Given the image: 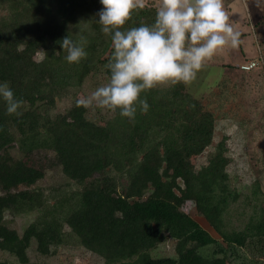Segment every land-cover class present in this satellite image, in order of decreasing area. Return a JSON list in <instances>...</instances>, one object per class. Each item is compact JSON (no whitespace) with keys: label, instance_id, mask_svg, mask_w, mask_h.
I'll list each match as a JSON object with an SVG mask.
<instances>
[{"label":"trees","instance_id":"1","mask_svg":"<svg viewBox=\"0 0 264 264\" xmlns=\"http://www.w3.org/2000/svg\"><path fill=\"white\" fill-rule=\"evenodd\" d=\"M102 8L100 0H0V82L24 102L17 117L0 98V252L7 255L0 264H31V252L55 256L72 242L104 264H230L241 249L264 254L261 175L253 181V213L243 228H231L228 215L243 192L225 167L227 139L201 168L187 160L214 143L226 115L225 76L209 99L183 83L143 92L149 109L138 106L134 120L119 110L95 118L77 106L89 77L111 75V37L96 22ZM155 17L151 0L122 30ZM68 35L88 53L79 63L66 60ZM257 58L264 66V51ZM54 170L68 182L41 186ZM188 200L220 239L182 209ZM21 215L33 216L23 232L12 225ZM166 243L173 255L159 253Z\"/></svg>","mask_w":264,"mask_h":264},{"label":"clouds","instance_id":"2","mask_svg":"<svg viewBox=\"0 0 264 264\" xmlns=\"http://www.w3.org/2000/svg\"><path fill=\"white\" fill-rule=\"evenodd\" d=\"M98 12L101 32L111 37L109 82L89 96L77 101V106H93L111 112L119 110L122 117L134 120L137 107L147 112L149 105L141 93L191 84L197 73L215 56L227 48H237L240 33L228 22L223 0H158L152 25L122 30L135 11L143 10L146 0H100ZM61 46L69 63H79L88 53L70 35ZM0 98L6 103V113L23 115L22 100L15 98L10 83L0 82Z\"/></svg>","mask_w":264,"mask_h":264},{"label":"rangeland","instance_id":"3","mask_svg":"<svg viewBox=\"0 0 264 264\" xmlns=\"http://www.w3.org/2000/svg\"><path fill=\"white\" fill-rule=\"evenodd\" d=\"M151 0H146L149 2ZM155 4L158 3V0ZM223 10L228 16V22L233 29L240 33V44L237 48H227L222 54L215 56L197 73L196 79L188 84L189 92L198 96L211 95L213 90L220 92L217 87L218 79L225 76L229 82L226 100H223L222 112L224 118L217 122L214 143L202 155L187 154V160L197 168H201L215 145L226 138L230 147L231 159L225 164L230 174L233 187L242 190L243 194L238 202L232 204L229 217V227L241 229L246 219L253 213L254 199L252 195L253 181L261 175L264 190V66L262 59L257 58L264 51V0H223ZM42 53L38 55L41 59ZM255 63L250 69L244 68ZM105 72L92 75L85 83L80 98H86L98 87L109 82ZM208 98V96H207ZM209 99V98H208ZM68 101L62 104L63 108ZM92 117L105 115L107 118L113 112L95 106L90 108ZM243 123V125H241ZM13 154L23 155L17 148ZM99 170H96L98 172ZM68 182V178L60 171H48L46 177L39 182L41 186L61 185ZM246 185L245 189L242 186ZM253 199V200H251ZM250 200V202H249ZM182 209L192 215L213 236L221 238L202 214L198 213L195 202L188 200ZM245 213V214H242ZM33 220L32 215H21L15 218V226L20 232ZM159 253L173 255L172 243L163 244ZM244 249L233 256L230 264H264V254ZM31 264H104L103 259L74 242L59 248L55 256L44 257L31 252ZM7 257L0 252V259Z\"/></svg>","mask_w":264,"mask_h":264},{"label":"built area","instance_id":"4","mask_svg":"<svg viewBox=\"0 0 264 264\" xmlns=\"http://www.w3.org/2000/svg\"><path fill=\"white\" fill-rule=\"evenodd\" d=\"M254 64H255V63H251V64H250V65H248V66H247V65H246V66H244V68H246V69H250V68L254 67Z\"/></svg>","mask_w":264,"mask_h":264}]
</instances>
